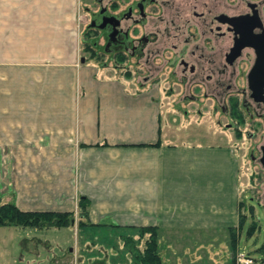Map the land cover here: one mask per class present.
<instances>
[{"label": "crops", "instance_id": "1", "mask_svg": "<svg viewBox=\"0 0 264 264\" xmlns=\"http://www.w3.org/2000/svg\"><path fill=\"white\" fill-rule=\"evenodd\" d=\"M78 3L0 0V203L74 214L83 198L93 229L152 227L160 252L187 247L168 243L174 232L235 229L233 149L167 142L158 86L83 64ZM17 228L26 240L28 228L0 232ZM19 254L6 262L0 253V264H28ZM217 264H230V253Z\"/></svg>", "mask_w": 264, "mask_h": 264}, {"label": "flooded vegetation", "instance_id": "2", "mask_svg": "<svg viewBox=\"0 0 264 264\" xmlns=\"http://www.w3.org/2000/svg\"><path fill=\"white\" fill-rule=\"evenodd\" d=\"M86 11L114 67L140 86L166 70L170 95L212 103L234 140L244 137L249 199L264 214V0H91ZM248 215L255 230L249 205Z\"/></svg>", "mask_w": 264, "mask_h": 264}, {"label": "rangeland", "instance_id": "3", "mask_svg": "<svg viewBox=\"0 0 264 264\" xmlns=\"http://www.w3.org/2000/svg\"><path fill=\"white\" fill-rule=\"evenodd\" d=\"M78 1L79 53L84 59L83 64L91 67L106 66L111 74L108 77L112 79L123 77L133 84H137L133 73L114 67L109 56L101 53V45L100 42L98 43L97 37H90L89 31L86 29L88 22L86 7L91 6V0ZM93 41H97V45L94 49H89L88 44L91 46ZM161 76H163L161 77L163 80L157 83V89H159L158 99L161 103L160 113L163 115L162 117L165 119L167 126L165 138L167 142L185 147L212 145L228 146L233 149L238 163V208L239 213L244 217L242 227L237 232V249L247 253L256 263L264 264V214L249 199L248 160L245 150L239 148L245 146L246 140L244 137L234 140L232 131L224 129V124L228 122L227 119L220 118L217 113L211 110L212 103L194 105L176 100L178 93L172 92L171 95L169 94L168 87L171 81L167 82L166 70L162 72ZM155 86L152 85V87ZM148 88H150V85H148ZM184 110H187L186 114L183 113ZM4 155L5 153L0 152L1 159L4 158ZM248 205L253 207V221L257 225L255 230L249 236H246L245 231L251 222L248 215ZM70 219L72 223L65 227L25 228L27 230L23 232L25 233L23 238L26 240L19 238L21 232L18 228L17 231L8 232L5 235L0 232V253H2V257L8 262L7 260H10L11 255L16 256L19 254V246H21L23 250L30 251L28 254L20 251L19 254V256L23 255V259L28 264H140L138 258L134 255V249H140L143 244L142 237L139 238L141 240L140 245L139 240H136L138 232L114 228L93 229L84 226V223L89 222L87 218L80 217L79 208L76 213L72 214ZM51 228L55 229V233L51 232ZM126 235H130L129 237L134 240L132 242L134 249L132 243L123 244V238ZM156 235L158 240L159 233L157 232ZM229 237V233L223 231L174 232L172 236L165 235V238L169 241L167 242L180 243L179 239L182 238L185 240L184 244L187 247L179 248L173 245V249L171 247L167 250L162 248L160 252L159 241H157V249L160 259L168 256V260L166 259L167 264H202L201 261H204L205 264H217L219 261H224L227 254L230 253ZM10 241L14 243L11 250L7 247ZM19 242H21L20 245ZM182 255L186 257V261L181 258ZM174 256L179 257V262L172 259Z\"/></svg>", "mask_w": 264, "mask_h": 264}, {"label": "trees", "instance_id": "4", "mask_svg": "<svg viewBox=\"0 0 264 264\" xmlns=\"http://www.w3.org/2000/svg\"><path fill=\"white\" fill-rule=\"evenodd\" d=\"M88 48L90 45L88 44ZM78 208L79 214L81 218H86V200L79 199L78 200ZM71 213L68 212H51V211H20L18 210L12 203H0V227L6 226H15L19 228H46V227H65L72 223L70 217ZM244 221V217L242 214L238 213L237 226L235 229H229V245H230V264H234L235 254L239 252L237 249V241L239 229L242 227V223ZM81 224H83L81 222ZM84 226H98L92 225L90 223H84ZM106 228H114L117 230H131L132 227H118V226H109ZM254 228V224H251L247 227L245 234L249 236ZM137 233V241L139 238H142L143 244L140 249H134V240L126 235L123 238V244L132 243L133 249L135 251L134 255L138 258V262L140 264H161L158 249H157V231L152 227H145L142 229H138ZM132 237V236H131ZM236 251V252H235ZM247 256L248 254L245 253Z\"/></svg>", "mask_w": 264, "mask_h": 264}, {"label": "built area", "instance_id": "5", "mask_svg": "<svg viewBox=\"0 0 264 264\" xmlns=\"http://www.w3.org/2000/svg\"><path fill=\"white\" fill-rule=\"evenodd\" d=\"M234 264H258L251 257L247 256L242 251L236 252Z\"/></svg>", "mask_w": 264, "mask_h": 264}]
</instances>
